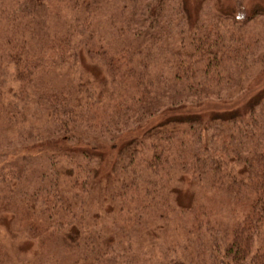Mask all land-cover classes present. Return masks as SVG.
Here are the masks:
<instances>
[{"label":"trees","instance_id":"trees-1","mask_svg":"<svg viewBox=\"0 0 264 264\" xmlns=\"http://www.w3.org/2000/svg\"><path fill=\"white\" fill-rule=\"evenodd\" d=\"M47 1L0 0V264H264V87L236 99L264 72V53L247 65L256 12L191 23L182 1L58 0L64 17ZM205 102L223 107L192 110ZM204 185L241 217L209 215Z\"/></svg>","mask_w":264,"mask_h":264},{"label":"rangeland","instance_id":"rangeland-1","mask_svg":"<svg viewBox=\"0 0 264 264\" xmlns=\"http://www.w3.org/2000/svg\"><path fill=\"white\" fill-rule=\"evenodd\" d=\"M169 1L171 7H180L181 5H186L189 13V20L191 23L195 21H205L209 20V18L217 12V10H221L225 13H235L236 15L245 16L250 14L252 11L256 12L250 21L244 27L245 31V39L247 40L248 47H250L249 53H247V65L251 64V62L255 58L257 59L258 55H263L264 53V0H166ZM181 1L183 4H181ZM58 0H48L45 4L49 11L59 12L64 17L69 16V9L65 2H61ZM54 10H53V9ZM52 9V10H51ZM181 18V25L184 24L183 14L179 13L177 18ZM230 20V19H229ZM179 22V19H177ZM186 22V21H185ZM225 23H229L230 21H225ZM225 29H235L231 27L224 28L223 31L226 33ZM243 29V27H242ZM84 75L86 76L85 80L90 82L91 80L98 83L101 88H107V77L103 70V68L88 58L87 55L82 57L81 63ZM253 68V76L250 79V83H248L247 91L241 94L240 97H237L239 101H246L253 97L261 87H264V72L259 67ZM263 72V73H262ZM171 92L169 93V96ZM235 100V99H233ZM243 101V103H244ZM216 103V102H212ZM223 105H220L219 108L217 106L212 105L211 103L205 102L199 107H192V110H211L221 109ZM189 109V107L187 108ZM184 109L179 112L180 116H185L187 114H182L185 112ZM258 114L260 116H264V105L262 107H258ZM160 120L159 116H155L153 118H149L146 124L134 125L129 128L128 131L124 133L123 141L129 140L130 137L135 136L141 129L144 130L146 126H149L154 123H158ZM126 136V137H125ZM109 165L106 162L101 163L100 171L105 174L106 170L109 169ZM203 206L206 209L209 215L215 217L221 225L229 226L232 221L238 220L242 215V209L238 208L235 211H231L230 202L224 195V192L218 189L210 190L208 186H203ZM206 197V199H205ZM184 201H188L189 197H183ZM240 207V206H239ZM9 246H11V251L14 255L20 256L24 260H30L36 253V248L27 238L20 236L18 234H14L11 239H6Z\"/></svg>","mask_w":264,"mask_h":264}]
</instances>
